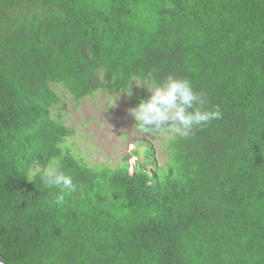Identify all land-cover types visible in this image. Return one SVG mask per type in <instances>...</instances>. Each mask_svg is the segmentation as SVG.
Masks as SVG:
<instances>
[{
  "label": "trees",
  "instance_id": "16d2710c",
  "mask_svg": "<svg viewBox=\"0 0 264 264\" xmlns=\"http://www.w3.org/2000/svg\"><path fill=\"white\" fill-rule=\"evenodd\" d=\"M169 74L222 118L162 129L163 166L151 143L116 167L72 149L55 87L79 104ZM51 170L77 185L62 205ZM0 259L264 264V0H0Z\"/></svg>",
  "mask_w": 264,
  "mask_h": 264
},
{
  "label": "rangeland",
  "instance_id": "374dc122",
  "mask_svg": "<svg viewBox=\"0 0 264 264\" xmlns=\"http://www.w3.org/2000/svg\"><path fill=\"white\" fill-rule=\"evenodd\" d=\"M55 90L68 107L65 123L76 132L69 139V144L88 164L116 167L128 158L134 165L137 160H145L143 152L149 143L153 145L158 164L163 166L167 162L168 134L162 129L152 135L136 131V121L129 114V110L137 107L143 97L150 98L151 93L145 86L136 84L124 95L98 93L79 104L71 96H65L62 89L55 87Z\"/></svg>",
  "mask_w": 264,
  "mask_h": 264
},
{
  "label": "clouds",
  "instance_id": "9594fccd",
  "mask_svg": "<svg viewBox=\"0 0 264 264\" xmlns=\"http://www.w3.org/2000/svg\"><path fill=\"white\" fill-rule=\"evenodd\" d=\"M137 82V81H136ZM137 84L147 85L150 98L141 99L140 104L129 110L136 121L135 130L152 135L161 129L179 136H187L196 128H203L222 118L218 105L206 107L207 94L194 89L187 78L169 74L163 80L149 76ZM45 182L50 187L59 189L55 203L62 205L67 196L77 191L70 175L62 171L51 170L45 175Z\"/></svg>",
  "mask_w": 264,
  "mask_h": 264
},
{
  "label": "water",
  "instance_id": "95a60500",
  "mask_svg": "<svg viewBox=\"0 0 264 264\" xmlns=\"http://www.w3.org/2000/svg\"><path fill=\"white\" fill-rule=\"evenodd\" d=\"M0 264H4V263L1 261V259H0Z\"/></svg>",
  "mask_w": 264,
  "mask_h": 264
}]
</instances>
